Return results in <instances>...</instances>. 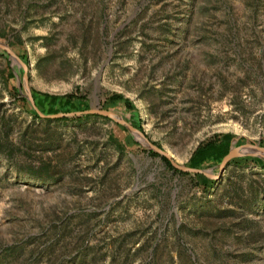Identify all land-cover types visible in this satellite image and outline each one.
Instances as JSON below:
<instances>
[{
	"label": "rangeland",
	"instance_id": "374dc122",
	"mask_svg": "<svg viewBox=\"0 0 264 264\" xmlns=\"http://www.w3.org/2000/svg\"><path fill=\"white\" fill-rule=\"evenodd\" d=\"M0 40L31 93L129 97L180 165L215 133L264 147V0H0ZM22 74L0 49V264H264L254 155L180 174L115 119L41 116Z\"/></svg>",
	"mask_w": 264,
	"mask_h": 264
},
{
	"label": "trees",
	"instance_id": "16d2710c",
	"mask_svg": "<svg viewBox=\"0 0 264 264\" xmlns=\"http://www.w3.org/2000/svg\"><path fill=\"white\" fill-rule=\"evenodd\" d=\"M22 58L25 59V56L23 55ZM25 63L28 64L27 61H25ZM3 75H4L3 81L5 84L8 83L9 79L14 78V72H9V73L3 72ZM14 90L17 91L15 88ZM31 90H32V97L34 99L36 106L45 115L84 111L89 108L86 97L84 95L77 94L75 92H68L64 94H54V93H49V92H40L34 89H31ZM22 100L24 102L26 101L25 98H22ZM118 103H121L125 107V109L131 112L127 121L130 124H132L136 129L140 130L143 133V129L140 125V118H139L138 110L129 97H126L124 94L120 92H112L103 101L102 107H104L105 109H110L111 107L115 106ZM31 112L34 116L39 117V115L34 109H31ZM80 115L89 117L92 114L82 113ZM78 116L79 115L75 117H78ZM122 128L123 130L128 131L124 126H122ZM233 138H234V135L230 132L213 134L211 137L200 142L195 147V149L192 151L188 159L187 166L192 167V168H202L205 165H208L210 163L219 164L229 152ZM110 141H112L119 150H123L122 143L117 138L111 136ZM244 142H246L245 138L240 137L235 143V147L236 148L241 147ZM154 144H157L158 146H160L158 143L154 142ZM249 146L252 147L253 145L250 144ZM149 152L157 156H160L169 169L174 170L180 174L187 173L185 171L175 168L167 157L160 155L159 153L153 150H150ZM245 159L246 157H241V159L239 160H245ZM252 161L254 164L260 165V166H262L264 163V160L260 156H252ZM231 163H234L236 165L240 164L238 159H232L228 162V164H231ZM207 181H208L207 178H202L200 183L206 186Z\"/></svg>",
	"mask_w": 264,
	"mask_h": 264
},
{
	"label": "water",
	"instance_id": "95a60500",
	"mask_svg": "<svg viewBox=\"0 0 264 264\" xmlns=\"http://www.w3.org/2000/svg\"><path fill=\"white\" fill-rule=\"evenodd\" d=\"M0 49L5 51L15 63H17L19 66L22 67V69H23L22 81H23L24 87L26 89V92L28 94V98H29L30 102L32 104H34V99L32 97V93H31L30 88L28 86V65L15 54V52L10 48V46L6 42H3L1 40H0ZM37 111L41 116H49V117L69 115V114L91 113V114H100L102 116L115 119L116 121H118L120 124H122L129 131V133L132 135V137L137 142H139L143 146H146V147L152 149L153 151L159 153L160 155L167 157L170 160L171 164L175 168L182 170V171H190V172L201 171V169L192 168V167H188L185 165H180V164L176 163L175 161H173L169 157V155L166 153V151H164L162 148H160L157 145H155L154 143H152L150 140L146 139L145 135L140 130L136 129L132 124H130L123 116L118 115V114H116L110 110L92 108V109H88V110H84V111H76V112H69V113H57V114H52V115H45L41 111H39V110H37ZM238 138L239 137L237 136L235 139L232 140L229 152L220 162V164H219L220 170L218 173L219 176L222 175V171L224 170V168L228 164V162L236 156H243V155H254V156H256L258 154H264V147L260 146L259 144H253V146L250 148H241V147L233 148V146L237 142Z\"/></svg>",
	"mask_w": 264,
	"mask_h": 264
}]
</instances>
